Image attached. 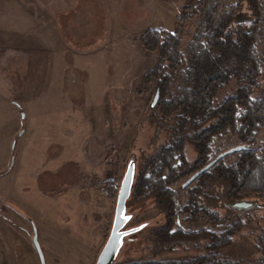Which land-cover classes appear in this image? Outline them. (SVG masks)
<instances>
[{"label":"rangeland","instance_id":"obj_1","mask_svg":"<svg viewBox=\"0 0 264 264\" xmlns=\"http://www.w3.org/2000/svg\"><path fill=\"white\" fill-rule=\"evenodd\" d=\"M59 1L0 0V264H41L32 239L33 221L47 264H96L131 158L136 159L138 172L165 139L155 125L160 107L152 108L159 88L145 77L157 52L144 50L140 37L149 28L174 33L183 28L185 49L200 16L195 13L185 21L182 9L193 0H98L109 16V46L99 53L79 54L63 41L67 48L61 54L47 33L61 28ZM216 1L217 17L235 4L237 20L251 21L255 15L247 0ZM254 32L258 80L264 87V0ZM75 68L86 72L83 85H75ZM239 143L241 139L230 132L214 137L207 162ZM248 146L255 158L264 161V127ZM195 155L189 149V156ZM243 155H228L224 166L229 168ZM187 178L173 185L183 206L195 189L210 191L206 178L180 189ZM256 200L264 206V194ZM129 212L141 223L149 222L141 231L165 219L151 200L145 208L129 201ZM187 216L185 212L179 217L187 231L209 224L203 214L197 220ZM228 224L238 225L240 220L234 216ZM247 227L242 226L238 232L242 236L222 249L223 254L247 261L258 256L253 249L255 231L247 233ZM208 228L219 232L224 226ZM142 248L139 232L129 235L117 261L140 256ZM193 254L192 248L173 253Z\"/></svg>","mask_w":264,"mask_h":264},{"label":"trees","instance_id":"obj_2","mask_svg":"<svg viewBox=\"0 0 264 264\" xmlns=\"http://www.w3.org/2000/svg\"><path fill=\"white\" fill-rule=\"evenodd\" d=\"M247 1L248 7H252L251 13H255L251 21L235 18L237 4L219 17L216 16V0H193L183 7L185 21L200 13L196 30L185 49L182 48L183 28L177 33L149 28L140 37L144 50L157 52L156 62L145 77L156 90L160 89L159 101L152 108L160 107L161 114L156 115L155 125L165 139L137 172L129 201L141 203L145 208L151 200L158 214L171 223L173 218L169 216L174 209L179 215L187 212V218L194 220L207 211L206 192H193L189 203L183 206L178 202L173 185L206 165L210 138L230 132L249 145L263 130L264 87L258 80L261 69L254 43L260 0ZM189 149H193L196 155L190 157ZM240 153L244 155L239 163L227 170L219 167L216 174L220 177L221 172L227 171L230 185L239 184V195L257 193L262 196L264 161L255 158L249 150ZM206 173L199 176L200 182L206 178ZM185 188L190 187L181 183L180 189ZM214 205L220 204L215 202ZM227 208L229 212L225 218L215 211L213 220L229 223L232 217L238 216L240 224L212 232L209 240L204 229L195 234L180 231L174 237L171 234V238L166 232L168 224L159 232L163 225L155 224L139 231L143 246L140 256L127 257L114 264H264V209L242 216L231 207ZM136 217H132L128 226L142 222ZM243 225L248 226L247 233L255 231L253 249L258 256L252 261L222 253V249L230 246L236 237L242 236L238 232ZM148 240L147 255L145 245ZM180 248H192L195 254L174 256L173 253Z\"/></svg>","mask_w":264,"mask_h":264},{"label":"crops","instance_id":"obj_3","mask_svg":"<svg viewBox=\"0 0 264 264\" xmlns=\"http://www.w3.org/2000/svg\"><path fill=\"white\" fill-rule=\"evenodd\" d=\"M59 2L63 5L62 19L60 18L61 28L47 30L50 37L53 36L55 51L61 54L66 53L67 44L75 46L74 51L79 54L99 53L106 50L109 46L107 40L111 37L112 32L110 33L109 30V16L102 4L98 0H60ZM139 36L137 35V37ZM63 41L67 44H64ZM102 41L104 43L100 46ZM27 64L29 63L26 61L24 73L28 72ZM75 70L73 76L76 79L75 85H83L85 70L81 71L79 68H75ZM24 76L26 75L24 74ZM102 132L104 130L98 131L99 134ZM61 151L60 149V153Z\"/></svg>","mask_w":264,"mask_h":264},{"label":"flooded vegetation","instance_id":"obj_4","mask_svg":"<svg viewBox=\"0 0 264 264\" xmlns=\"http://www.w3.org/2000/svg\"><path fill=\"white\" fill-rule=\"evenodd\" d=\"M222 135V134H221ZM216 136H220V134H215V135H213L211 138H210V142H209V145H210V150L208 151V155L210 154L211 155V150H212V141H213V139H214V137H216ZM162 143V142H161ZM160 144V143H159ZM240 144H244L242 141H241V143H239V144H237V145H234V146H231V147H229V148H226V149H224V150H220L214 157H212L206 164H208V163H210L211 161H213L219 154H221V153H223V152H225V151H227L228 149H230V148H232V147H235V146H238V145H240ZM246 145V144H245ZM248 146V145H247ZM248 149H251V148H248ZM247 149V150H248ZM242 150H245V149H242ZM242 150H238V151H234V152H232V153H236L237 152V154H239ZM232 153H229V154H227V155H225V156H223V157H221L215 164H213L208 170H206L205 172H207L206 173V179H207V181L205 182V185H206V188H208L210 191L209 192H206V200H205V202H206V213H204L203 215H205L206 216V218L208 219V223L209 224H205L204 226H202L201 228H199V229H193V230H186V228L182 225V223H181V221H180V215H179V212H178V210L176 209H174L173 210V214H175V215H173L172 214V216H169V218H173V221H172V223H171V221H168V220H166V219H164V220H162V222H159V221H153L152 223V225L151 226H153V225H155V224H159V225H163L161 228H159L158 229V232L160 231V230H162V229H164V226H166L167 227V224L169 225L168 226V228H167V230H166V232L168 233V236L169 237H171V234H172V236L174 237L176 234H178L177 232H179L180 233V231L182 232V233H185V234H190V232H194V234H195V232L197 233V232H201V230H205V232H206V234H207V239L209 240V239H211V237H212V232H215L216 230H212V229H209L208 228V225H211V227H213L214 225L216 226V227H219V226H224V228H226L228 225H230V224H228V222H226L225 223V221H214L213 220V218H214V215H213V213H215V211H219V213L222 215V217H226V215H227V213L229 212V209L227 208V207H230L229 205H228V202L231 200L232 202H236V201H243V200H245V201H249V202H253V205H251L250 207H249V209H247V211L246 212H243V211H241V209H238V210H235L234 208H232V209H234V212H236L237 214H242V216H244V215H250V214H253V213H255V212H257V211H259V210H263V208H264V206H262L256 199H259V195H253V196H255V200H253L252 199V197L253 196H249V195H239V194H241L240 192H239V184H236V185H230V183H229V179H228V174H227V171H225V172H221V176L219 177V175L218 174H216V172H217V169L220 167L221 169L222 168H225L226 170H227V167L226 166H224V163H223V161H224V159H225V157H227L228 155H230V154H232ZM251 154H253V153H251ZM210 155H209V157H210ZM241 158H242V156H240V157H238L237 158V160H236V162L234 163V164H237V163H239L240 162V160H241ZM234 164H231V166L232 165H234ZM231 166H229V168L231 167ZM202 168V167H201ZM194 174V173H193ZM192 174V175H193ZM203 174V173H202ZM201 174V175H202ZM200 175V176H201ZM191 176V175H190ZM190 176H188V178L190 177ZM187 178V179H188ZM199 178V177H198ZM198 178L196 179V180H198ZM218 178H220V180L218 179ZM187 179H185V180H183L181 183L183 184V186H184V183L186 182V180ZM196 180H194V181H196ZM193 183V182H192ZM191 183V184H192ZM187 186H190V184L189 185H187ZM187 186H184V187H187ZM232 187H234L233 188V190H232ZM220 191L219 192V194L217 195V191ZM176 191V190H175ZM195 191V193H198V194H200L201 192H200V189H195L194 190ZM198 191V192H197ZM230 191H232V194L230 195ZM214 200H217V202H218V204H220V205H217V207H216V205H214V203H215V201ZM150 201V200H149ZM149 201L147 202V206H148V203H149ZM259 203V205L257 206V204ZM237 219L239 220V217L237 216ZM177 224V225H176ZM128 225V224H127ZM138 225V224H137ZM136 226V225H135ZM127 227H133V226H127ZM148 235H149V233H148ZM148 238V237H147ZM172 238V237H171ZM146 247H145V249H146V254L148 255V252H149V240L146 242V245H145ZM148 247V248H147ZM177 248V247H176ZM172 252V251H171Z\"/></svg>","mask_w":264,"mask_h":264},{"label":"water","instance_id":"obj_5","mask_svg":"<svg viewBox=\"0 0 264 264\" xmlns=\"http://www.w3.org/2000/svg\"><path fill=\"white\" fill-rule=\"evenodd\" d=\"M159 96H160V89H158L156 92V96L152 103L153 106L157 104L159 100ZM248 148L250 147L245 144H240L219 154L213 161L206 164L205 166L197 170L193 175H191L184 183V186H187L192 182H194V180H196L202 173L208 170L221 157L229 153H232L234 151L248 149ZM136 174H137L136 159L131 158L127 170L125 172V175L123 177L121 186L119 188L113 225L109 237L97 258L96 264H114L118 260L120 251L123 245L125 244L127 237L131 234L141 231L149 223L146 221L133 227H127V224L134 216V213H130V212L128 213V202L131 198L132 187L135 181ZM228 204L236 209H248L251 205H253V202L243 200V201L230 202ZM32 224L34 229V234L32 237L33 243L37 248L41 260V264H47L46 256L39 240L38 228L34 223V221L32 222Z\"/></svg>","mask_w":264,"mask_h":264}]
</instances>
